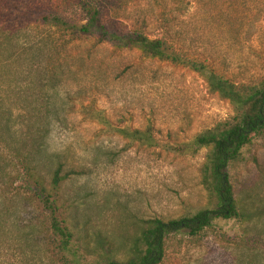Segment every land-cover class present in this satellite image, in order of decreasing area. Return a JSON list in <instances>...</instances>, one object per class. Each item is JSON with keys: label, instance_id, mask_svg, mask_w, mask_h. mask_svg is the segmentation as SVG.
I'll use <instances>...</instances> for the list:
<instances>
[{"label": "rangeland", "instance_id": "1", "mask_svg": "<svg viewBox=\"0 0 264 264\" xmlns=\"http://www.w3.org/2000/svg\"><path fill=\"white\" fill-rule=\"evenodd\" d=\"M92 3L0 0V104L17 113L23 94L47 91L52 123L36 173L55 195L80 260L103 264L128 258L143 221L214 207L204 184L208 148L182 154L177 146L233 111L189 68L95 39L73 42L68 33L38 25L20 28L14 13L25 6L78 22ZM108 7L103 21L119 32L141 29L150 39H169L184 56L236 83L264 76V0H112ZM122 129L148 130L151 143L129 141ZM58 168L64 178L52 189ZM227 173L241 217L215 220L195 237L168 236L159 264H264V132ZM20 184H14L18 194L0 190V199L18 195L4 204L18 224H0V264H70L69 254L49 244L42 211L24 202L29 194Z\"/></svg>", "mask_w": 264, "mask_h": 264}, {"label": "trees", "instance_id": "2", "mask_svg": "<svg viewBox=\"0 0 264 264\" xmlns=\"http://www.w3.org/2000/svg\"><path fill=\"white\" fill-rule=\"evenodd\" d=\"M111 2L112 0H97L95 4L84 5L81 10L82 20L78 22L66 20L50 12L33 13L27 11L25 6H16L14 13L20 28L38 25L68 33L73 42L95 39L98 43L107 44L117 50H136L144 58L189 68L200 74L206 81L209 92L227 101L233 111V116L229 120L218 123L213 129L198 135L191 143L177 146V150L182 154L187 150L208 148L203 165L204 184L215 196L214 207L177 220L143 221L142 228L129 246L128 258L124 261L106 260L103 263L159 264L164 255V245L168 236L187 234L195 237L215 220L241 217L227 168L254 136L264 132V76L253 81L236 83L218 75L205 63L184 56L175 49L169 39L164 37L150 39L141 29H133L127 33L119 32L103 21ZM35 96L38 97L32 96L29 92L23 94L21 96L23 101L17 108V113L11 109H3L0 104V190L8 194H18L20 188L14 187V184L20 182L21 187L24 185L29 195L23 200L42 211L43 232L52 248L59 254L61 252L69 254L67 263L84 264L73 246V234L59 212L55 195L46 190L41 177L36 173V157L44 151V141L52 123L49 115L53 112V104L47 97V91ZM119 132L129 141L141 142L145 138L147 145L151 143L148 130L142 132L122 129ZM61 172L60 168L53 172L50 183L52 189H57L63 180L64 175H61ZM16 196L18 197L1 196L0 224L7 225L8 222L18 224L14 219L9 221L16 212L13 211L10 216V209L4 206L6 202H14Z\"/></svg>", "mask_w": 264, "mask_h": 264}]
</instances>
